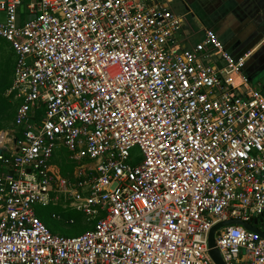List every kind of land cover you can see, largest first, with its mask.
I'll return each instance as SVG.
<instances>
[{
	"label": "built area",
	"instance_id": "obj_1",
	"mask_svg": "<svg viewBox=\"0 0 264 264\" xmlns=\"http://www.w3.org/2000/svg\"><path fill=\"white\" fill-rule=\"evenodd\" d=\"M174 1L0 0L20 98L16 143L0 142V264H215V223L264 217V93L248 54L208 28L186 43ZM62 151L70 176L53 163ZM58 200L92 228L51 231L37 205ZM214 241L225 264H264V238L240 224Z\"/></svg>",
	"mask_w": 264,
	"mask_h": 264
},
{
	"label": "rangeland",
	"instance_id": "obj_2",
	"mask_svg": "<svg viewBox=\"0 0 264 264\" xmlns=\"http://www.w3.org/2000/svg\"><path fill=\"white\" fill-rule=\"evenodd\" d=\"M29 0H25L28 2ZM190 9L189 15L184 20L186 30L188 31L189 39L188 44L201 39L202 31H200V24H207L209 20L213 21V18H209L205 9L197 3H190L186 0H175L173 3V8L178 12V14L187 11L186 7ZM7 45L6 43H4ZM0 42V142L7 138V134L11 129H13V111L20 98L16 97L13 92H11V71H12V58L8 48ZM264 76V69L257 73L252 78L250 82L251 85H256L258 80ZM264 84V83H263ZM141 160V153L138 147L131 149V161L137 163ZM55 169H60L61 165L69 163L68 156L65 154L59 155L56 158ZM72 174V172H71ZM37 213L41 215L44 223H46L51 231L61 234V235H73L79 233L83 230L88 229L93 220L88 219L86 215L75 209L65 207L62 200L56 202H51L46 206L40 204L37 205ZM53 214L57 217H53ZM73 220V222H70ZM256 225L264 229V217H262V224L258 219ZM47 226V227H48ZM48 227V228H49Z\"/></svg>",
	"mask_w": 264,
	"mask_h": 264
},
{
	"label": "crops",
	"instance_id": "obj_3",
	"mask_svg": "<svg viewBox=\"0 0 264 264\" xmlns=\"http://www.w3.org/2000/svg\"><path fill=\"white\" fill-rule=\"evenodd\" d=\"M181 1H183V0H181ZM186 1H188L190 3L199 4L201 7H203L205 9L207 15L210 16L209 18H213L212 22H211V20H209V22L207 24H203V23L200 24V26H201L200 31H202V33H203V30L205 28L212 29L217 33L219 38L222 40L226 49L228 51H230L232 54H234L235 56H238L239 54L243 55L245 53L248 54V57H247L246 62H245V67H244V68H246L244 70L245 75L247 73H251V77L255 78L254 76L257 73H259L261 70L264 69V65L261 64V61L255 60V57H257L256 54L260 53L261 51H262V53L260 54V58L261 59L264 58V51L262 50V47L264 49V33H261V28L258 29V35L255 36L256 38L254 40L252 39L253 41H251V43L244 41V37L239 38L240 34L238 33V30L245 29L244 25H246L247 23H248L247 26L251 25V29H250V32H251L253 29H255V26H256L255 22L259 23L260 21L264 20V0H186ZM212 3L214 4L213 6H212ZM246 3H250L251 7H247L248 9H244L243 7ZM185 7H186L187 11H184L183 13H186V12L190 13L191 12L190 9H188L187 6H185ZM189 13L187 14V16L189 15ZM186 17H185V19H186ZM231 24H235V25L238 24L239 26L237 27L238 29L236 30L237 34L234 31L230 35V37H231L230 38L229 36L226 35L224 30L227 29ZM185 25L187 26L188 24L186 23L183 26V30H184L183 36H185L187 38L186 42H188L190 34L186 30L187 28H185ZM202 33H200V34L202 35ZM254 35H252L251 38ZM0 42L3 45H5L4 43H6L1 38H0ZM5 46L8 48V50L12 56L9 45L7 44ZM249 63H251V65H250V67L247 68ZM11 82H12V73H11ZM249 82H251V81L249 80ZM263 83H264V76H262L258 80L256 85L261 88L264 85ZM13 130H15L14 125H13V129H11L9 131V133H12ZM61 154L67 155V152L62 151L59 153V155H61ZM59 155L57 157H59ZM56 158L53 161V163L56 162ZM70 162H72L75 165V162H73L69 159V163ZM74 165H73V168H74ZM73 168H72V171H73ZM3 170L4 169L2 167H0V172ZM59 172H60V169H59ZM70 175H71V173L69 174V176ZM58 218H59V216H58Z\"/></svg>",
	"mask_w": 264,
	"mask_h": 264
},
{
	"label": "water",
	"instance_id": "obj_4",
	"mask_svg": "<svg viewBox=\"0 0 264 264\" xmlns=\"http://www.w3.org/2000/svg\"><path fill=\"white\" fill-rule=\"evenodd\" d=\"M247 7H251V4L246 3L243 8L248 9ZM241 55L242 54H239L238 56H241ZM12 142H13V144L16 143V135H14L12 137ZM17 150L18 149L16 148V151ZM4 151H6V148L3 146H0V154ZM259 220L262 224V218H260ZM257 221L258 220L255 219V220H253L252 224H250L249 222L241 221L239 219H229V220L220 221V222L215 223L211 227V229L209 230L208 235H207L208 253H209L210 257L212 258V260L214 261V263L215 264H225L219 249L215 246L214 233L217 231V229H220V228L227 226V225H230L232 223L240 224L243 227H245L247 230L255 232V233L259 234L260 237L264 238V229L261 227H258L256 225Z\"/></svg>",
	"mask_w": 264,
	"mask_h": 264
},
{
	"label": "flooded vegetation",
	"instance_id": "obj_5",
	"mask_svg": "<svg viewBox=\"0 0 264 264\" xmlns=\"http://www.w3.org/2000/svg\"><path fill=\"white\" fill-rule=\"evenodd\" d=\"M214 4L212 3V6H213ZM256 23V26H255V29H253L251 32H250V29H251V25H249V26H247L248 25V23L246 24V25H244V28L245 29H243V30H238V33L240 34L239 35V38H242V37H244V41H247L248 43H251V41H253L256 37V35H258V29L259 28H261V33H264V20H262V21H260L259 23H257V22H255ZM239 25L238 24H231L227 29H225L224 31H225V33H226V35L227 36H229L230 37V35L235 31L236 32V30L238 29L237 27H238ZM224 34V33H223ZM236 34H237V32H236ZM255 34V35H254ZM252 35H254L252 38H251V36ZM246 37V38H245ZM231 38V37H230ZM250 39V40H249ZM253 39V40H252ZM226 48V47H225ZM262 50L264 51V49H263V47H262ZM262 53V51L260 52V53H258V54H256L257 55V57H255V60H260L261 61V64L262 65H264V58L263 59H261L260 58V54ZM250 65H251V63H249L248 64V66H247V68L248 67H250ZM244 67H245V65H244Z\"/></svg>",
	"mask_w": 264,
	"mask_h": 264
},
{
	"label": "trees",
	"instance_id": "obj_6",
	"mask_svg": "<svg viewBox=\"0 0 264 264\" xmlns=\"http://www.w3.org/2000/svg\"><path fill=\"white\" fill-rule=\"evenodd\" d=\"M11 58H12V67H13V57L11 56ZM13 69V68H12ZM246 68H244L243 69V72H245L244 70H245ZM11 73H12V71H11ZM247 75V77H248V79L250 80V81H252V77H251V73H247L246 74ZM261 91L264 93V85L261 87ZM14 114H15V109H14V111H13V119H14ZM13 121V120H12ZM73 163L72 162H70V163H67V164H64V165H61V167H60V172H61V174L62 175H64V176H69V174L71 173V171H72V168H73ZM38 216H39V218L41 219V215H39L38 214ZM42 221H43V219H41ZM44 222V221H43ZM46 224V223H45ZM46 226H48L47 224H46ZM49 227V226H48ZM90 228H92V225L88 228V229H90ZM49 229L51 230V228L49 227ZM88 229H86V230H88ZM83 231H85V230H83ZM83 231H81V232H83ZM81 232H79V233H81ZM79 233H76V234H79ZM76 234H73V235H76ZM68 236V235H67ZM70 236V235H69Z\"/></svg>",
	"mask_w": 264,
	"mask_h": 264
}]
</instances>
